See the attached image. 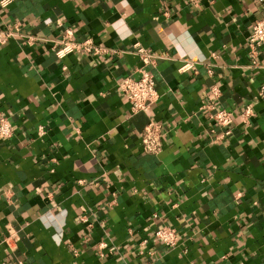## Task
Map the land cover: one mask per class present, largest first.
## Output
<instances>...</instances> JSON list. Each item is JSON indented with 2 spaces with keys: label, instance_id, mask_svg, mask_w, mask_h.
I'll list each match as a JSON object with an SVG mask.
<instances>
[{
  "label": "crops",
  "instance_id": "obj_1",
  "mask_svg": "<svg viewBox=\"0 0 264 264\" xmlns=\"http://www.w3.org/2000/svg\"><path fill=\"white\" fill-rule=\"evenodd\" d=\"M263 9L253 0L0 5V26L14 33L0 44V117L13 125L0 138V264H264V55L248 46ZM66 29L116 52L59 59L49 39ZM137 47L160 56L148 113H131L119 87L139 76ZM186 61L194 67L182 71ZM210 101L233 112L222 139ZM150 119L163 127L158 154L142 150ZM162 225L178 231L177 246L155 238Z\"/></svg>",
  "mask_w": 264,
  "mask_h": 264
},
{
  "label": "built area",
  "instance_id": "obj_2",
  "mask_svg": "<svg viewBox=\"0 0 264 264\" xmlns=\"http://www.w3.org/2000/svg\"><path fill=\"white\" fill-rule=\"evenodd\" d=\"M14 0H0V5L8 6ZM256 3L264 5V0H253ZM14 33L0 26V44L6 43ZM34 39L31 38L30 41ZM52 43L51 49L53 53L62 59L72 53L82 54H99V53H114V49L96 45L92 39H75L71 29H66L62 36L56 39H49ZM248 46L254 52L258 48L263 50L264 55V9L262 17L256 20L252 26L250 36L248 38ZM135 53L139 56L142 65L139 67L138 77L127 76L119 82V87L123 97L130 105L131 113L149 112L151 106L159 99V93L156 88L154 74L150 71V67H155L159 55L149 52L143 47H137ZM191 62L186 61L181 70L185 71L193 68ZM211 92L217 97L220 94L218 86H212ZM259 97L264 99V84L259 89ZM207 112L208 118L221 128V133L216 135V139H222L232 133L233 112L218 108L214 101H210L203 106ZM253 112L252 105H246L242 111V117L246 121ZM214 131V130H213ZM39 134H43V126L39 127ZM13 135V125L5 116L0 117V138L6 139ZM163 127L161 123H157L150 119L143 129L141 141L142 150L146 153L158 154L162 150L163 145ZM154 236L160 240L166 247L173 248L177 246L179 241L178 231L170 225H162L154 230ZM5 240L9 245L17 242L18 233L11 227L7 230ZM145 242V240H144ZM264 251V246H263Z\"/></svg>",
  "mask_w": 264,
  "mask_h": 264
}]
</instances>
